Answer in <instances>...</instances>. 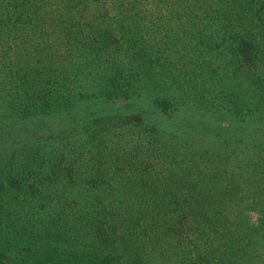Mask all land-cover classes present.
Wrapping results in <instances>:
<instances>
[{"label": "trees", "instance_id": "obj_1", "mask_svg": "<svg viewBox=\"0 0 264 264\" xmlns=\"http://www.w3.org/2000/svg\"><path fill=\"white\" fill-rule=\"evenodd\" d=\"M0 30L59 44L4 97L0 264H264V0H0Z\"/></svg>", "mask_w": 264, "mask_h": 264}, {"label": "rangeland", "instance_id": "obj_2", "mask_svg": "<svg viewBox=\"0 0 264 264\" xmlns=\"http://www.w3.org/2000/svg\"><path fill=\"white\" fill-rule=\"evenodd\" d=\"M49 26V24L44 25V27ZM1 31L2 30H0V32ZM41 36L42 33L37 30L36 33H31V30H27V32H24L23 36H21L20 40L18 41L19 46L16 49L11 50V58L8 55L4 58V54L2 53L3 51L0 48V60L6 59V61H8L4 64H0V115L6 114V102L4 100L5 95H7V93L9 92L14 93L16 89L19 90L20 88H18V86L20 85L21 77L24 78L26 74V76L28 77V72H31L32 70L30 69V67L33 66V64L29 63V61H32V59H29V57L33 58L35 56H38L35 53L34 56H32L33 53H28L27 48L30 45L33 46V48H38V50L42 49L43 47H49L51 51L57 53L56 49L59 44L57 43L55 38L53 36H49L46 39L44 35L43 37ZM24 40H27V42H23ZM7 44H11L14 48L16 47L14 39L10 40V42ZM16 54H18V56H16ZM189 57L190 55L187 57L186 61L189 60ZM18 62H20V64H18ZM18 69H20V71H18ZM13 83H15V86L13 85ZM192 128L195 129V127ZM254 217H256L255 214Z\"/></svg>", "mask_w": 264, "mask_h": 264}]
</instances>
